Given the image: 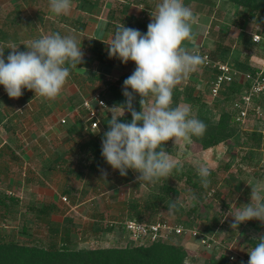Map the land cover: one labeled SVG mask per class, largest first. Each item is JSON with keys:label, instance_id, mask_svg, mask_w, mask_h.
<instances>
[{"label": "rangeland", "instance_id": "374dc122", "mask_svg": "<svg viewBox=\"0 0 264 264\" xmlns=\"http://www.w3.org/2000/svg\"><path fill=\"white\" fill-rule=\"evenodd\" d=\"M92 2L96 3L97 8L91 13L107 19L110 31H116L120 25L141 31L138 22L153 19L152 15L161 0ZM183 2L199 18L200 29L196 32L195 40L185 41L190 51L198 54L208 52L214 60L227 62L232 68H235L234 60L242 61L246 56H249V63L253 67L261 68L264 65V47L252 41L253 33L264 36V24L258 21L259 13L251 16L247 8L231 0ZM87 3L71 0V10L65 15V23H61L59 18L64 15L57 16L52 12L50 0H0V28L13 30L15 24L11 26V18L18 12L23 18L16 27H21L20 31L24 33L28 32L30 27L26 25H29L30 17H34L37 11L46 13L48 10L52 12L51 18H44L46 24L38 23V35L42 37L52 28L53 24H48V20L59 17V21L54 23L56 32L62 36H74L78 45L82 43L79 46L84 53V65L78 67L80 76L70 83L67 80L62 90L61 94L64 95L56 105L59 112H47L45 104H48V100L40 96L30 101L21 98L22 104L15 100L13 102L11 109L15 115L12 116V124L9 125L7 121L5 125H0V143L6 141L0 147V192L11 193L18 199L5 214L0 207V233L20 244L47 245L55 240L49 227L58 225L62 228L67 225L71 230L70 245L73 249L147 246L155 241L132 240L124 229L123 222L128 219L126 203L129 199H138L143 204L151 192H157L159 185L166 183L172 188L171 199L180 203L186 211L195 205V211L178 217L175 212L160 207L157 212L145 210L144 220L164 221L172 226L183 221L186 222L184 226L201 233L193 236L188 232L177 234L172 230L163 239L184 248L186 264H203L210 257L221 256L228 257L227 264H241L242 258L248 256L249 250L264 237V222L259 220L241 223L236 230L230 227L233 223L230 212L234 213L237 207L251 203L252 187H259L264 195V101L259 97L255 104L250 101L241 108L246 111L244 115L236 113L239 110L233 103L239 100V94L244 93L246 87H233L238 93L233 101L227 100L225 86L221 89L224 93L213 96L210 92L213 69L203 63L174 89L172 106H188L196 117L200 108L204 116L200 120L206 122L205 125H216L221 112L227 110L230 115L229 127L232 129L229 137L212 146L203 145V136L193 137L191 144L166 142L163 147L177 163L178 169H174L169 178L155 184L140 182L137 179L139 173L131 169L127 173L133 179L123 182L119 170H114L107 162H101L92 169V161L103 159L101 155L94 156L93 150L102 151V139L109 130L108 122L112 117L111 108L119 105V96L124 87L121 78L125 74L131 75L136 66L132 64L133 61L125 64L118 58H110L109 54L99 59L94 50L89 51L83 46L88 36L84 31L78 32L79 25H75L74 21L84 23L87 17L84 13H90ZM129 14L134 19L129 18ZM220 34L224 35L223 39ZM112 38L110 36V41ZM219 39L228 48L223 57L214 49ZM104 41L110 42L107 39ZM105 43H102V51L103 48L107 49ZM98 88H103L110 105L102 116L101 127L93 131L88 129L80 118V112L76 116L79 118L77 130L69 132L68 127L75 117L67 116L66 123L60 122L67 111L61 107L66 105V96L72 95L70 102L74 105L82 98H89ZM188 90L193 97L200 99L198 104L192 105V101L187 99L185 93ZM128 91L132 90L129 88ZM148 103L151 104L152 100ZM114 114L122 115V111L117 110ZM127 116L129 113L125 111L121 117ZM121 117L118 122H131L132 118L121 121ZM253 131L260 134L258 141L250 134ZM89 139H94L97 145L84 146ZM205 163L215 172L214 176L207 186L198 183L194 187L197 167ZM77 172L82 173L81 177ZM105 172L106 176L103 174ZM69 186L73 188L70 195L64 192ZM202 186L204 189L200 191L198 187ZM199 192L203 198H197ZM50 202L56 203L59 210L43 215L39 209ZM107 224L112 225V230L103 229ZM23 226L27 228L26 232L22 231Z\"/></svg>", "mask_w": 264, "mask_h": 264}, {"label": "clouds", "instance_id": "9594fccd", "mask_svg": "<svg viewBox=\"0 0 264 264\" xmlns=\"http://www.w3.org/2000/svg\"><path fill=\"white\" fill-rule=\"evenodd\" d=\"M71 7V0H50V8L57 16L69 14ZM152 17L146 34L120 25L107 43L110 58H118L125 64L133 61L136 68L123 82L126 103L111 108L112 117L102 139L101 154L121 176H126L131 169L139 173L140 182L155 184L178 169L163 145L168 141L174 145L191 144L193 137L203 136L206 125L192 114L190 107L172 106L174 89L204 63V58L185 44L194 40V26H198L199 18L183 0H161ZM25 46L27 51H19L18 46L12 45L7 62L4 50L0 49V85L10 98H20L22 89H28L45 100L57 99L70 69L83 62L81 46L74 36L59 33L44 35ZM134 94L141 97L139 112L133 106ZM117 110L122 115L114 114ZM125 111L131 113V122H118ZM197 172L202 185L207 186L210 167L206 163L198 165ZM176 206L177 202L173 201L168 207L175 209ZM230 214L233 217L230 227L234 230L253 219L264 222L261 189L252 187L251 203L237 207ZM249 257L248 264H264V237L249 250Z\"/></svg>", "mask_w": 264, "mask_h": 264}, {"label": "trees", "instance_id": "16d2710c", "mask_svg": "<svg viewBox=\"0 0 264 264\" xmlns=\"http://www.w3.org/2000/svg\"><path fill=\"white\" fill-rule=\"evenodd\" d=\"M84 3H90V8L94 6L91 0H82ZM234 3L241 5L248 9L249 14L251 16L255 15V12L259 13L260 17L258 19L259 22L264 24V0H231ZM83 7V4H81ZM129 18H133V15H128ZM109 23V22H108ZM221 39H223L224 35H219ZM3 37V36H2ZM1 37V38H2ZM219 39L215 44V51L218 52L222 57L228 52V48L222 45V40ZM100 46H104L103 44H99L96 42L91 48L94 50L96 56L102 58L105 53L101 50ZM100 47V48H99ZM264 59V56H262ZM81 65V64H80ZM78 65L77 67H79ZM235 69L248 73L251 76H255L257 72L262 70V74L264 75V67L262 69L253 67L249 63V56H246L242 61L234 60ZM73 72V69H70V73ZM215 75V70L211 75V80ZM130 74H125L121 78V82H124ZM101 78V76H98ZM247 88L249 87V83L244 84ZM234 86H243L237 80H233L231 83L225 85L224 91H226L227 100L233 101L234 97L238 95V93L233 88ZM222 87V89H223ZM221 90L220 94L224 93ZM186 97L189 101H192V105L198 104L199 98L193 97L192 93L188 90L186 93ZM106 95V94H105ZM135 99L133 101V106L137 112L140 111L141 105L139 103L141 97L138 94H134ZM240 96V95H239ZM121 97V98H120ZM258 96H252V103H256ZM260 100L264 101V94L260 95ZM117 102V101H116ZM258 102V101H257ZM108 103V101H107ZM126 103V98H124L123 90L119 96L118 106H123ZM109 104V103H108ZM197 118L203 119L204 116L200 111V108L197 109ZM236 111V110H235ZM228 111H222L220 117L216 123V125H206L205 134L201 139L204 146H212L221 141H224L227 137L232 134V129L229 127L230 115L227 113ZM127 117H121V121H127L131 117V113ZM236 113H238L236 111ZM79 118H75L72 123H70L68 127L69 132L76 131L77 123L79 122ZM206 124V122H204ZM255 140L258 141L260 134H257L255 131L250 133ZM199 138V137H198ZM95 147L97 145L94 139H89L85 142L84 146ZM94 156L101 155V153L93 150ZM101 162H106V160L102 159V161H92L90 167L92 169L98 167ZM226 168L228 165H225ZM214 171L211 170V175L209 180L214 176ZM78 177H81L82 173L77 172ZM196 181L193 182L194 187L197 184H201V178L198 174H195ZM133 178L130 173H127L126 176L122 177L123 182L131 181ZM199 190L204 189V187H198ZM172 188L170 185L166 183H161L159 185V190L157 192H151L143 204L140 203L138 199H129L126 203L127 207V216L128 219H135L139 221H145L143 218V212L145 210L157 212L160 207H163L167 210H171L176 213L178 217L183 215H187L188 212H194L196 207L193 205L188 211L184 209V207L177 203L175 209H170L168 206L174 200L170 198V193ZM65 193L69 194L73 192V188L70 186L65 188ZM197 198H203L201 196V192L196 194ZM18 201L17 197L12 195L11 193L0 192V207L4 209V214L9 212L10 208L16 204ZM59 207L54 202H50L44 204L39 211L43 215H47L48 213L58 211ZM182 225H186V222L180 221ZM104 230H112V225L107 224ZM22 231L26 232L27 228L22 227ZM49 231L53 234L55 240L50 241L47 245L42 243L40 244H20L17 241L11 239H7L4 234L0 233V264H186L185 258L186 254L184 248L179 245H173L172 243L166 242V240L159 239L147 246L137 245V246H125V247H104V248H81V249H73L71 248V230L67 225L64 227H60L58 225L49 227ZM248 258V256H246ZM228 257L221 256L219 258L210 257L203 264H227Z\"/></svg>", "mask_w": 264, "mask_h": 264}, {"label": "built area", "instance_id": "2783aa9c", "mask_svg": "<svg viewBox=\"0 0 264 264\" xmlns=\"http://www.w3.org/2000/svg\"><path fill=\"white\" fill-rule=\"evenodd\" d=\"M252 41L264 47V36L260 33H253ZM196 52V51H195ZM204 58V64L211 66L215 70L210 83V92L213 96L220 95L223 86L231 83L233 80H237L240 84L246 87L244 84L249 83V87L245 88L244 93L239 94V100L234 101L233 105L238 108V113L244 115L246 111L241 109L245 104L250 103L252 96H258L264 94V75L262 70L256 73L255 76H251L248 73L241 72L228 65L227 62L214 60L210 57L208 52L202 51L200 54ZM264 65L260 68L262 69ZM240 74V77L238 76ZM110 105L105 98V92L103 88H98L92 92L89 98H82L72 110L71 113L64 115L60 122L64 124L67 122V116L75 117L81 112V119L87 125L90 130H97L101 127V119L103 114L107 112ZM65 199V197H63ZM124 229L132 240H150L151 242L168 237L169 232L174 230L177 234H183L188 232L193 236H199L201 233L195 228H187L182 224H176L174 226L164 221H139L135 219H126L123 222ZM203 240V239H202ZM232 257V255H231ZM249 258L243 257L241 264H248Z\"/></svg>", "mask_w": 264, "mask_h": 264}, {"label": "crops", "instance_id": "0c3cea01", "mask_svg": "<svg viewBox=\"0 0 264 264\" xmlns=\"http://www.w3.org/2000/svg\"><path fill=\"white\" fill-rule=\"evenodd\" d=\"M91 2H92V0H91ZM93 4H94V6L89 11L90 13H88V12L84 13L87 16L86 19H84L85 20L84 23L80 22L78 20L74 21L75 25H79L78 26V30H79L78 32L82 33V31H84L83 33L88 36V37H86L84 39L83 46L86 47V48H89L88 49L89 51L93 50L91 47L94 44H96V42H99V44H100V42L105 43V41H104L105 39L110 41V36H114V33H115L114 30L110 31L111 28H110V25L108 23L109 21L107 19H104L102 17V15L97 17L95 14L91 13V12H94V9L97 8L96 7L97 6L96 3H93ZM90 6L91 5H90V3L88 1L87 7L90 8ZM80 7H81V4H80ZM87 10H88V8H87ZM44 13L45 12H43V11H37L34 14V17H30V19L28 21L29 25H26V26L30 27V29H29L30 31H28V32L24 33L23 31H20L21 27L20 28L16 27L17 26L16 24H20V22L22 21V18H23V15L22 14L20 15L18 12L15 13L14 16L11 18V22H10L11 26H13L15 24L13 30L6 29V28L3 29L2 27L0 28V49L4 50V58H5L6 62H7V56L12 51V49H10V47L12 45L18 46V50L19 51H27V48H26L25 45H27L30 41H32L34 39L41 38L38 35L39 33H37L38 32V28H37L38 27V23H40V24L42 22L44 23V21H43L44 18H49L50 17V13H52V12L47 10L46 11L47 14L45 13L46 15H44ZM66 16L65 15L61 16V18L58 17L59 20L61 21V23L62 22L65 23L64 21H65V19H67ZM58 18H52L53 21L55 20L54 22L52 20L51 21L50 20L47 21L48 24H50V22H51V24H53V25H52V28H50L49 30H47V32H45V35H50V34H53V33H57L56 32V28H54V23L57 22ZM131 19H134V17L131 18ZM152 20L153 19H150V21L145 22V23H143V21H139L138 22L139 25L141 26L140 27V30H141L140 32L142 34H146L147 33V26H148V24L150 22H152ZM44 24H46V23H44ZM199 29L200 28L198 26H194L195 33L196 32L198 33ZM2 43H4V44H2ZM80 44H82V43H79V45ZM105 44H106L105 46L107 47V49L105 50L103 48V51H104L103 53H105V55L101 59H104L107 56V54H108L109 45L107 43H105ZM96 57H98V56H96ZM83 61H84V59H83ZM132 64L134 66H136V64L134 62ZM82 65H84L83 62L81 63V65L79 67H81ZM78 69L79 68L77 67V68L73 69L72 73H70V76L68 78L69 83H70V81L71 82L75 81L76 78L80 76L78 74H81V72ZM76 75H78V76H76ZM82 75H83V73H82ZM73 85H75V83H73ZM22 91H23V95L20 98H10L8 96L7 92L5 91L4 86L0 85V125H5V123L7 121L9 123V125L12 124V122H11L12 118H13L12 116H14L15 114H14V112H12L11 108H12V106L14 104L13 103L14 100L17 101L18 103L22 104L21 101L23 102V100L21 98H25L28 101H30V100L33 99V97H37L38 96V95H35L34 91H30L28 89H22ZM74 92H76V90H74ZM61 95L63 96L64 94H61ZM61 95L57 99L50 101L51 103L49 102V100L47 101L48 104H45V106L47 107V110H46L47 112H49V113H56V111L59 112L58 111V107L56 105H57V102L60 101V97H62ZM71 96L72 95L66 96V99H67V101L65 100L66 105L61 106L63 109L66 108L65 110H67V111L65 112V114L71 113L73 108L78 104V103L77 104L74 103V105H73L72 102H70L71 99H72ZM62 102H64V100ZM26 103L27 102H25V104ZM1 116H3L4 118L1 119ZM5 142H6L5 140L3 142H1L0 143V147L3 144H5ZM0 155H1V150H0Z\"/></svg>", "mask_w": 264, "mask_h": 264}]
</instances>
